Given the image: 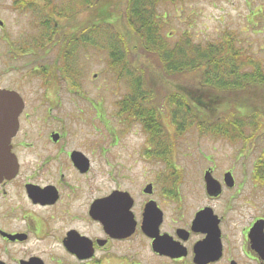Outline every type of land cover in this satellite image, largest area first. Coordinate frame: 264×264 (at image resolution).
I'll use <instances>...</instances> for the list:
<instances>
[{"label": "flooded vegetation", "instance_id": "obj_1", "mask_svg": "<svg viewBox=\"0 0 264 264\" xmlns=\"http://www.w3.org/2000/svg\"><path fill=\"white\" fill-rule=\"evenodd\" d=\"M56 7L53 0H0V114L9 104L20 107L10 141L18 170L0 181V264H264V207L250 214L259 205L244 194L247 178L264 193V155L250 176L231 168L218 178L209 167L203 179L210 170L220 193L209 194L204 179L211 202L185 209L176 156L164 147L152 154L150 101L128 109L123 97L117 110L128 115L115 117L108 142L103 99L81 84L72 89L70 60L59 57L64 44L44 25ZM123 125L144 136L141 158L169 169L152 177L143 168L139 177L133 165L119 164L111 150L121 146ZM223 196L219 212L213 201ZM233 209L242 214L239 235L225 226ZM207 210L209 228L196 225ZM213 224L219 243L208 233Z\"/></svg>", "mask_w": 264, "mask_h": 264}, {"label": "trees", "instance_id": "obj_2", "mask_svg": "<svg viewBox=\"0 0 264 264\" xmlns=\"http://www.w3.org/2000/svg\"><path fill=\"white\" fill-rule=\"evenodd\" d=\"M190 1L193 0H124L120 3L74 0L77 5L56 7L44 23L64 44L59 57L70 60L73 78L80 75L73 55L75 49L87 50L93 46L102 52V46L109 47L105 49L110 56L108 67L117 80L127 78L129 85L124 106L142 108L145 100L150 101V124L146 129L152 143L158 148L164 147L167 155H173L176 149L163 121V110L166 111L168 104L173 107L171 118L176 137L195 127L201 135L213 134L246 142L258 136V133L248 136L246 128L264 131V113H260L259 107L264 102V63L249 52L239 32L227 29L218 39L197 41L188 31L174 40L165 29L170 22L169 12H161V7ZM135 52L149 57L152 66L161 71L164 78L189 73L191 81L198 84L178 86L174 94L165 93L161 86L160 97L153 89L152 77L142 68L134 67L131 59ZM65 67L68 66L63 69ZM236 94L234 101L228 103L227 95ZM126 112L128 110L122 111Z\"/></svg>", "mask_w": 264, "mask_h": 264}, {"label": "rangeland", "instance_id": "obj_3", "mask_svg": "<svg viewBox=\"0 0 264 264\" xmlns=\"http://www.w3.org/2000/svg\"><path fill=\"white\" fill-rule=\"evenodd\" d=\"M53 1L59 7L71 4L77 5L76 2H73L74 0ZM102 1L107 3L117 1L120 3L124 0ZM165 10L169 12L170 19L169 25L165 29L173 36L172 39L176 40L183 31H188L193 34L197 41L215 40L220 38L225 30H234L239 32L240 39L245 42L243 43L249 48V52L259 61H262V64L264 63V0H193L184 4L168 3L166 6L161 7L160 11ZM79 19L80 17L77 18V20ZM120 30L123 31L122 28ZM103 39L105 40L104 37ZM135 43L137 44L136 40ZM107 45L109 46V44ZM132 45L134 44L132 43ZM101 48L102 52L99 50L100 48L97 50L93 46L87 50H83L82 47L74 50L73 55L76 62H78L76 67L80 70V75L78 73L77 78L71 76L72 89L75 85L79 86L81 84L82 90L97 93L91 95L94 100L96 97L103 99L104 123L101 129L104 139L110 142L113 140L110 131L113 127L118 126L115 119L119 114L117 108L121 106L118 102L127 96L130 89L126 82L127 78L117 80L116 75L108 67L110 56L108 50L105 49L109 47L103 48L102 46ZM134 55L135 57L131 59L134 67L142 68L146 74L152 77L153 89L157 90L155 93L160 97L161 86L165 93L171 94L173 92L174 94L178 86L185 88L187 85L196 86L198 84L194 80L191 81L189 73L175 75V78H164L160 73L161 71L152 66L149 57L142 54L138 55V52H135ZM235 97H237V94L230 97L227 95L228 103L233 102ZM261 104L262 106H259L260 113H264V102ZM223 109H227L226 106ZM165 110H163V121L166 134H171V139L176 146L174 152L176 164L184 175L181 188L183 189V206H185V209H196L211 202L204 191L203 179L204 171L209 167L213 168V174L218 178H222L223 173L231 168L236 170L238 176L243 174L250 176L255 164L258 162L257 160L261 159L264 150V131L257 132L253 128H246L245 132L248 136L258 133L257 137L246 142L240 139L231 141L226 137H215L213 134L201 135L195 127L188 129L184 135L176 137L174 135L176 129L171 118L173 107L168 104ZM221 112L224 111L221 110ZM127 115L123 113V115L119 114L118 116L126 118ZM208 117L206 116L207 120ZM118 128L121 146L113 148L111 154L118 159L119 164L127 167L133 165L139 177H141L143 168L150 170L152 177L159 171L169 169L168 164L166 165L165 162L154 161V158L148 162L141 158L142 152H139V150L143 144L144 136L140 135L137 127L128 130L131 127L123 125ZM152 148V154L157 152L158 147L154 143H152ZM247 179V189L244 194L248 198H254L256 204L259 205L257 209L249 207L247 209L250 214L259 213L264 207V193L261 191L256 192L250 179ZM141 180V178H138V181ZM213 204L220 212L226 204V196L214 200ZM226 215L225 226L227 231L232 227L231 230L234 231V234L239 235V228L242 224L241 211L233 209Z\"/></svg>", "mask_w": 264, "mask_h": 264}, {"label": "water", "instance_id": "obj_4", "mask_svg": "<svg viewBox=\"0 0 264 264\" xmlns=\"http://www.w3.org/2000/svg\"><path fill=\"white\" fill-rule=\"evenodd\" d=\"M12 97L13 94L9 93L8 99L13 100ZM19 113L20 107L11 106L9 104L7 111H4L3 114H0V149L2 152V156L0 155V158L6 156L4 160H0V181L5 177H13L18 170V164L16 163L15 158L10 153V141L17 131ZM204 179L206 182L207 192L211 195H218L221 191V184L217 179H215L210 170L205 173ZM225 181L228 185H233V177L231 173H227L225 175ZM208 211L209 210L201 211V213H199V215L195 219L196 225L209 228L210 221H212V215L211 213L208 214ZM208 233L213 240L215 239L216 243H219V231L217 224L215 228L213 224L212 231L209 229ZM165 240V237L156 239L154 245L157 247V249H160V246H162V244H165Z\"/></svg>", "mask_w": 264, "mask_h": 264}]
</instances>
